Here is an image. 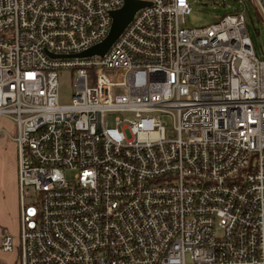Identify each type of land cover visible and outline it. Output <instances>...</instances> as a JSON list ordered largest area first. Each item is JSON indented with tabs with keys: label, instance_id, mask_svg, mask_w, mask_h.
Here are the masks:
<instances>
[{
	"label": "built area",
	"instance_id": "obj_1",
	"mask_svg": "<svg viewBox=\"0 0 264 264\" xmlns=\"http://www.w3.org/2000/svg\"><path fill=\"white\" fill-rule=\"evenodd\" d=\"M147 1L85 58L124 0H0L11 264H264V59L245 14L185 27L189 0ZM61 69L76 75L68 104ZM0 249L14 250L5 227Z\"/></svg>",
	"mask_w": 264,
	"mask_h": 264
},
{
	"label": "rangeland",
	"instance_id": "obj_2",
	"mask_svg": "<svg viewBox=\"0 0 264 264\" xmlns=\"http://www.w3.org/2000/svg\"><path fill=\"white\" fill-rule=\"evenodd\" d=\"M191 9L184 26L200 27L217 21L232 11L244 12L246 26L253 42L255 55L264 59V22L260 17V8L254 0H189ZM76 75L69 69L58 71V101L61 104L71 102L74 94ZM112 119H109L111 122ZM14 135L15 123L11 118L0 116V129ZM68 178L74 172L65 171ZM20 200L17 179L16 143L4 132L0 134V227H5L14 239L13 252L0 249V264H11L18 258L16 245L20 232Z\"/></svg>",
	"mask_w": 264,
	"mask_h": 264
},
{
	"label": "water",
	"instance_id": "obj_3",
	"mask_svg": "<svg viewBox=\"0 0 264 264\" xmlns=\"http://www.w3.org/2000/svg\"><path fill=\"white\" fill-rule=\"evenodd\" d=\"M124 5L111 13L112 24L109 29L108 35L100 41V43L95 44L85 51L73 54L77 57H89L93 55H104L112 46L114 40L121 34L122 30L127 26V24L134 17V13L146 5H150L151 2L147 0H124Z\"/></svg>",
	"mask_w": 264,
	"mask_h": 264
},
{
	"label": "trees",
	"instance_id": "obj_4",
	"mask_svg": "<svg viewBox=\"0 0 264 264\" xmlns=\"http://www.w3.org/2000/svg\"><path fill=\"white\" fill-rule=\"evenodd\" d=\"M232 12H237V11L234 10V11H232ZM229 13H230V12H229ZM229 13H228V14H229ZM228 14H225V15H228ZM225 15H223V16H225ZM259 15H260V14H259ZM223 16H221V17H223ZM260 17H261V16H260ZM246 27L248 28V26H246ZM248 32H249V31H248Z\"/></svg>",
	"mask_w": 264,
	"mask_h": 264
}]
</instances>
